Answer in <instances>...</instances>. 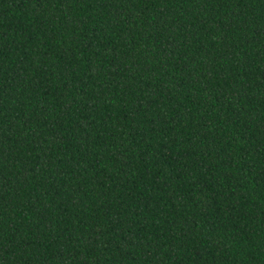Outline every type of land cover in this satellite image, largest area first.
I'll return each instance as SVG.
<instances>
[{
  "label": "trees",
  "instance_id": "obj_1",
  "mask_svg": "<svg viewBox=\"0 0 264 264\" xmlns=\"http://www.w3.org/2000/svg\"><path fill=\"white\" fill-rule=\"evenodd\" d=\"M0 264H264V0H0Z\"/></svg>",
  "mask_w": 264,
  "mask_h": 264
}]
</instances>
